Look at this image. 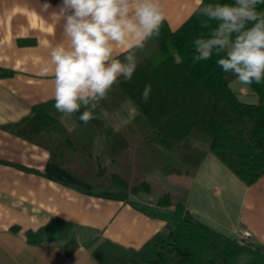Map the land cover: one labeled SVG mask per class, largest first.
<instances>
[{"label": "trees", "instance_id": "16d2710c", "mask_svg": "<svg viewBox=\"0 0 264 264\" xmlns=\"http://www.w3.org/2000/svg\"><path fill=\"white\" fill-rule=\"evenodd\" d=\"M259 8L264 10V4ZM202 21L192 14L175 31L164 21L159 38L137 52L139 64L132 80L124 82L121 77L94 113L112 114L130 100L137 115L126 127L102 130L93 120L85 125L80 113L68 126L51 100L14 124L13 134L47 149L72 176L108 192H153V185L159 184L150 177L166 167L173 169L170 175L192 179L208 154L252 186L264 178V82L250 86L258 102L245 103L231 89L236 78L222 71L217 57L194 64L192 41L208 31ZM13 74L0 67V77ZM149 83L152 90L145 103L141 93ZM102 134L106 164L93 155V140ZM188 192L182 185L173 193L164 190L161 209L151 213L167 221L165 228L139 251L106 246L111 263L264 264V245L228 237L200 221H184ZM72 230V223L54 218L27 230L25 237L31 245L63 243ZM94 253L104 259L98 248Z\"/></svg>", "mask_w": 264, "mask_h": 264}, {"label": "crops", "instance_id": "0c3cea01", "mask_svg": "<svg viewBox=\"0 0 264 264\" xmlns=\"http://www.w3.org/2000/svg\"><path fill=\"white\" fill-rule=\"evenodd\" d=\"M58 3L0 0V67L14 72L0 77V264H122L111 263L104 253L106 246L139 251L167 221L127 192L100 190L72 176L47 149L11 129L34 107L54 100L52 78L42 75V69L51 47L66 42ZM161 3L173 31L196 7L195 0ZM93 150L97 155L96 142ZM183 184L189 189L186 209L193 220L234 239L246 229L252 233L251 243L264 245V178L247 186L208 154L195 177ZM54 218L72 223L68 240L43 245L27 242V230ZM97 248L104 259L95 255Z\"/></svg>", "mask_w": 264, "mask_h": 264}, {"label": "clouds", "instance_id": "9594fccd", "mask_svg": "<svg viewBox=\"0 0 264 264\" xmlns=\"http://www.w3.org/2000/svg\"><path fill=\"white\" fill-rule=\"evenodd\" d=\"M195 3L193 14L203 18L208 31L192 41L193 63L215 56L222 71L241 84L264 82V10L259 8L264 0ZM56 7L66 42L51 47L42 75L52 78V99L62 122L80 113L87 125L120 78L132 80L137 52L159 38L165 11L161 0H59ZM151 90L146 84L142 102L149 101Z\"/></svg>", "mask_w": 264, "mask_h": 264}, {"label": "rangeland", "instance_id": "374dc122", "mask_svg": "<svg viewBox=\"0 0 264 264\" xmlns=\"http://www.w3.org/2000/svg\"><path fill=\"white\" fill-rule=\"evenodd\" d=\"M230 86H231V89L237 94V96L242 102L250 103V104H255L258 102V97L255 94V92L250 88V86L241 84L237 79H235L231 83ZM132 110L134 112H131ZM105 113L107 112L101 111L98 114H96L95 115L96 118L93 119L94 123H96L97 126L101 128L102 130H105V129L107 130L108 128H114V127L115 128L126 127L136 117L137 109L135 108L134 104L130 100H126L120 103L117 106V108L114 109L112 114L107 113V115H105ZM63 121L68 126L74 125L75 123V120L72 119V117H64ZM93 141L94 143L95 142L97 143V150H96L97 155L94 153V150H93L94 157L98 158L102 164L108 163L109 158L104 153L103 148L100 151V147H99L100 146L99 143L101 144V147H102V143L106 141L104 134L98 136ZM170 170H173V169L166 167L162 169L161 171L156 172L154 175L150 177V179L153 180L154 183L157 182L159 184V185H156L157 188L155 187V184L153 185V189H154L153 192H150V193L142 192L139 195H134L131 192H127V193L129 194L132 200L137 202L142 207L147 208L149 210L151 209V211L160 210L161 209L160 200L163 194L162 192L165 190L167 193H173L177 189L178 185H182L183 187L184 186L186 187V185L183 184L184 181L190 180L186 176L181 177V174L170 175L169 173ZM173 208L174 207H171V209Z\"/></svg>", "mask_w": 264, "mask_h": 264}, {"label": "built area", "instance_id": "2783aa9c", "mask_svg": "<svg viewBox=\"0 0 264 264\" xmlns=\"http://www.w3.org/2000/svg\"><path fill=\"white\" fill-rule=\"evenodd\" d=\"M252 238V233L246 229H241L239 240L248 241Z\"/></svg>", "mask_w": 264, "mask_h": 264}, {"label": "water", "instance_id": "95a60500", "mask_svg": "<svg viewBox=\"0 0 264 264\" xmlns=\"http://www.w3.org/2000/svg\"><path fill=\"white\" fill-rule=\"evenodd\" d=\"M183 219L186 222H191L193 220V216H192L191 212L188 209H186Z\"/></svg>", "mask_w": 264, "mask_h": 264}]
</instances>
